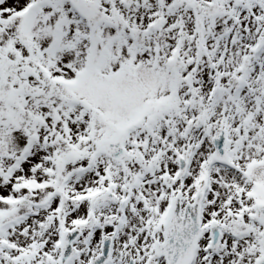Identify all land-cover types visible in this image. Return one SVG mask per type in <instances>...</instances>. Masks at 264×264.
<instances>
[{
  "label": "snow or ice",
  "instance_id": "1",
  "mask_svg": "<svg viewBox=\"0 0 264 264\" xmlns=\"http://www.w3.org/2000/svg\"><path fill=\"white\" fill-rule=\"evenodd\" d=\"M0 264H264V0H0Z\"/></svg>",
  "mask_w": 264,
  "mask_h": 264
}]
</instances>
